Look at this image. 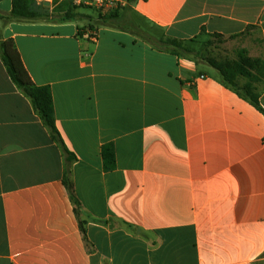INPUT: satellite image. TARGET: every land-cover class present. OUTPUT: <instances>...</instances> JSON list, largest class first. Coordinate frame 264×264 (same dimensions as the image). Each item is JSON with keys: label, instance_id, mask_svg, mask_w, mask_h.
I'll return each instance as SVG.
<instances>
[{"label": "crops", "instance_id": "obj_1", "mask_svg": "<svg viewBox=\"0 0 264 264\" xmlns=\"http://www.w3.org/2000/svg\"><path fill=\"white\" fill-rule=\"evenodd\" d=\"M94 1L76 12L100 14ZM122 1L134 27L10 21L0 0V42L51 88L64 145L0 50V264H264V114L214 69L147 40L249 36L264 60V0Z\"/></svg>", "mask_w": 264, "mask_h": 264}, {"label": "trees", "instance_id": "obj_2", "mask_svg": "<svg viewBox=\"0 0 264 264\" xmlns=\"http://www.w3.org/2000/svg\"><path fill=\"white\" fill-rule=\"evenodd\" d=\"M133 1L134 0H128L129 3ZM12 5V13L7 18L10 21H36L49 19V16L41 14L33 8V0H12ZM73 10L67 11L60 21H72L83 17L75 12V10H77L76 7ZM109 18L110 17H108V19ZM103 19L105 20V17ZM211 37L222 38L217 34L212 35ZM183 42L184 41L164 38L150 43L159 51L168 52L178 58L188 59L199 65L203 64L214 69L218 72L223 82L228 87L233 89L244 99L249 100L258 111L264 114V110L260 106L259 95L256 93L255 87L258 83H264V60L250 59L245 56L246 52H242V55L238 60L216 61L214 59H205V63H201L197 60L190 59L189 56L193 52L187 49L183 45ZM0 50L3 64L6 67L7 73L12 82L32 101L35 111L41 117L44 125L49 129L52 137L64 146L56 128L54 102L51 88L49 86H36L34 84L24 66L21 55L13 40L1 41ZM241 78L246 80V84L243 86L238 84V80ZM66 153L69 159L71 154L67 150ZM101 153L104 170L106 172L113 171L116 167L114 146L112 144L103 146ZM64 185L68 189L71 200L77 210L80 204L73 192V185L68 178V174H66L64 178ZM83 233L85 235L84 230Z\"/></svg>", "mask_w": 264, "mask_h": 264}, {"label": "rangeland", "instance_id": "obj_3", "mask_svg": "<svg viewBox=\"0 0 264 264\" xmlns=\"http://www.w3.org/2000/svg\"><path fill=\"white\" fill-rule=\"evenodd\" d=\"M76 7L75 3L68 2L62 4H56L49 8H44L33 2V8L46 16H49V19L61 20L67 11L73 10ZM74 11V10H73ZM76 12V10H75ZM77 13V12H76ZM95 17H87L82 14L83 17L77 20H86L92 22V25L99 23L100 25L109 24L116 25L119 27H134V21L132 17V11L130 7L125 4L124 6H119L111 12H99ZM79 14V13H78ZM101 16V17H100ZM105 17V20L103 19ZM108 17H110L108 19ZM107 18V19H106ZM148 29L150 25L147 24ZM147 35L148 42L152 43L160 39L158 31L155 32V35ZM254 40L249 36H243L238 39H224V38H212L208 36H203L200 38L193 39L191 41L183 42V45L192 51L193 53L189 56L192 60H197L198 62L205 63L206 59H214L216 61H225V60H238L242 55V52H246L245 56L250 59H261V44L260 40L256 39V43H249ZM255 42V41H254Z\"/></svg>", "mask_w": 264, "mask_h": 264}, {"label": "built area", "instance_id": "obj_4", "mask_svg": "<svg viewBox=\"0 0 264 264\" xmlns=\"http://www.w3.org/2000/svg\"><path fill=\"white\" fill-rule=\"evenodd\" d=\"M69 1H72L73 3L77 4L78 0H33V2L44 8L47 7L46 6L47 4H49V7H51L53 5L61 4ZM125 4L126 2L122 0H95L93 2V6L96 7L99 12L101 11L111 12L115 8H118L119 6H124Z\"/></svg>", "mask_w": 264, "mask_h": 264}, {"label": "water", "instance_id": "obj_5", "mask_svg": "<svg viewBox=\"0 0 264 264\" xmlns=\"http://www.w3.org/2000/svg\"><path fill=\"white\" fill-rule=\"evenodd\" d=\"M46 6L49 7V4H47Z\"/></svg>", "mask_w": 264, "mask_h": 264}]
</instances>
